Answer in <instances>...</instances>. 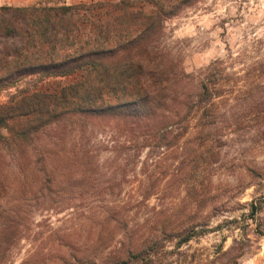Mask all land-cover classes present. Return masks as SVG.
<instances>
[{"label": "rangeland", "instance_id": "obj_1", "mask_svg": "<svg viewBox=\"0 0 264 264\" xmlns=\"http://www.w3.org/2000/svg\"><path fill=\"white\" fill-rule=\"evenodd\" d=\"M117 1L6 0L0 9ZM53 22L49 38L62 48L55 39L60 26ZM21 47L20 37L0 31V63ZM160 48L196 80L221 61L215 127L200 136L205 121L198 120L178 143L144 148L132 172H113L109 138L94 134L84 145L78 136L64 137V124L49 128L23 153L5 145L2 155L14 172H38L23 185L26 190L19 189L24 238L10 249L6 264H22L34 249L41 254L37 260L53 251L54 262L71 264L77 256L72 264H91L101 238L114 236L110 248L116 249L128 232L163 220L173 223L176 234L187 227L207 231L183 245L178 236L166 240L157 264H264V0H192L166 23ZM61 88L64 78L22 79L0 90V105ZM217 135L221 139L213 143ZM191 188L204 191L203 206L187 196ZM145 189L158 195L132 201V193Z\"/></svg>", "mask_w": 264, "mask_h": 264}, {"label": "trees", "instance_id": "obj_2", "mask_svg": "<svg viewBox=\"0 0 264 264\" xmlns=\"http://www.w3.org/2000/svg\"><path fill=\"white\" fill-rule=\"evenodd\" d=\"M191 1L120 0L0 9V31L22 39V47L0 63V90L26 78H64L60 90H35L0 105V264L7 263L10 249L24 238L20 217L26 212L21 210L19 189L26 190L22 187L30 183L31 174H38L14 172L2 155L5 145L23 153L49 128L64 124V137L78 136L84 145L94 134L109 138L116 158L113 172H132L144 148L178 143L198 120L205 121L200 136L215 127L216 99L223 95L217 79L221 61L212 63L196 80L172 64L160 48L166 23ZM147 6L152 12L146 11ZM10 14L21 24L5 18ZM53 20L61 29L55 39L62 48L49 38ZM213 139L218 143L221 137ZM197 157L198 152L190 162ZM154 195L157 191L145 189L131 198L142 203ZM187 196L196 206L206 201L204 191L197 188L188 189ZM165 221L128 232L116 249L110 248L114 236L101 238L91 264H157L166 240L178 236L183 245L207 231L187 227L176 234L179 230ZM52 254L43 253L37 260L41 254L34 249L22 264H64L61 258L51 260ZM73 261L78 257H71Z\"/></svg>", "mask_w": 264, "mask_h": 264}, {"label": "crops", "instance_id": "obj_3", "mask_svg": "<svg viewBox=\"0 0 264 264\" xmlns=\"http://www.w3.org/2000/svg\"><path fill=\"white\" fill-rule=\"evenodd\" d=\"M4 1H6V0H0V2H4ZM8 1H11V0H8ZM12 1H27V0H12Z\"/></svg>", "mask_w": 264, "mask_h": 264}]
</instances>
